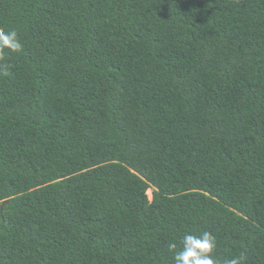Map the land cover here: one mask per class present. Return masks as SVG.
<instances>
[{
  "label": "trees",
  "instance_id": "1",
  "mask_svg": "<svg viewBox=\"0 0 264 264\" xmlns=\"http://www.w3.org/2000/svg\"><path fill=\"white\" fill-rule=\"evenodd\" d=\"M0 28V264H172L203 231L264 264V0H0Z\"/></svg>",
  "mask_w": 264,
  "mask_h": 264
},
{
  "label": "clouds",
  "instance_id": "2",
  "mask_svg": "<svg viewBox=\"0 0 264 264\" xmlns=\"http://www.w3.org/2000/svg\"><path fill=\"white\" fill-rule=\"evenodd\" d=\"M22 48L15 29L6 31L0 28V55L20 53ZM167 247L172 253V264H219L215 257L216 237L209 231L186 233L180 239L179 247L175 242H170ZM245 260L246 256L242 253L227 264H243Z\"/></svg>",
  "mask_w": 264,
  "mask_h": 264
},
{
  "label": "rangeland",
  "instance_id": "3",
  "mask_svg": "<svg viewBox=\"0 0 264 264\" xmlns=\"http://www.w3.org/2000/svg\"><path fill=\"white\" fill-rule=\"evenodd\" d=\"M148 198L151 199V190L147 191Z\"/></svg>",
  "mask_w": 264,
  "mask_h": 264
}]
</instances>
